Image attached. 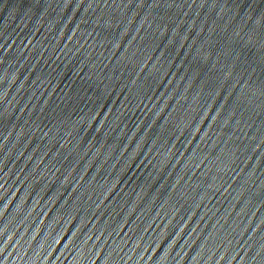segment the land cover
Returning <instances> with one entry per match:
<instances>
[{
	"label": "water",
	"instance_id": "water-1",
	"mask_svg": "<svg viewBox=\"0 0 264 264\" xmlns=\"http://www.w3.org/2000/svg\"><path fill=\"white\" fill-rule=\"evenodd\" d=\"M0 264H264V0H0Z\"/></svg>",
	"mask_w": 264,
	"mask_h": 264
}]
</instances>
